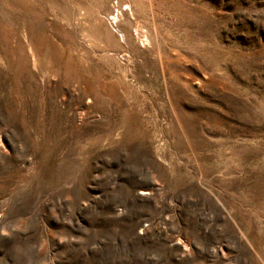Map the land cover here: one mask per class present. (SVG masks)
Here are the masks:
<instances>
[{"label":"rangeland","instance_id":"374dc122","mask_svg":"<svg viewBox=\"0 0 264 264\" xmlns=\"http://www.w3.org/2000/svg\"><path fill=\"white\" fill-rule=\"evenodd\" d=\"M0 264H264V0H0Z\"/></svg>","mask_w":264,"mask_h":264}]
</instances>
